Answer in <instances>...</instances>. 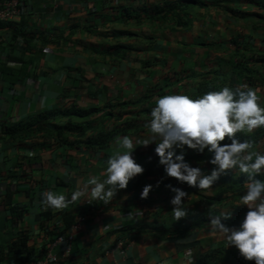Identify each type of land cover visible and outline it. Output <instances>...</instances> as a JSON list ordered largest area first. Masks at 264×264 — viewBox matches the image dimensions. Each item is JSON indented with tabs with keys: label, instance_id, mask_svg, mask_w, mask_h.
<instances>
[{
	"label": "clouds",
	"instance_id": "clouds-1",
	"mask_svg": "<svg viewBox=\"0 0 264 264\" xmlns=\"http://www.w3.org/2000/svg\"><path fill=\"white\" fill-rule=\"evenodd\" d=\"M246 1L249 2L247 8L233 13L239 20L236 27L242 32H248V36L244 38L241 33L232 36L229 43H224L223 50L218 52L214 61L188 68L191 71L189 75L182 77L180 76L182 73H178L179 69L170 66L171 71L165 73V78L160 82L159 87L155 84L146 96L137 100H123L114 105L109 104L110 108L106 111L101 102L93 107H87L81 103V98L84 96H66L67 92L62 89V98L56 108L33 114L27 117L28 119H17L12 124L0 123V137L6 138L15 148V160L11 170L9 169L11 175L0 176V210L8 214L10 205L5 200H8L6 193L10 192L12 201L16 204L14 208L18 210L17 215L21 213L24 216L18 224H12L13 220H11L6 223V227L10 229L16 225L13 228L14 235L26 231L29 236V247L35 248L36 252L41 254L35 262L24 261L20 264H61L68 258L70 260L74 254L75 234L82 229V223L87 219L85 213L87 203L93 206L111 203L120 192L128 190L127 186L133 178L139 181L143 176L146 185L141 192L142 198L149 196L153 185L146 181L154 176L162 181L169 180L173 185L178 179L180 182H187L190 186L205 189L195 192L198 201L207 205L206 214L203 215L205 220L201 221L194 213L191 214L186 201L182 199L189 198V193L175 185H166L174 193L170 200L173 205L172 219H180L175 222L176 225H180L177 228L181 230L176 236H188L206 222L210 224L214 233L227 241L228 246H235L244 259L250 260V264H264V136H258L259 130L264 128V84L250 82V69L258 79L264 77V30L261 31V36L257 33L260 27L264 28V0ZM8 5L13 6V10L4 18L0 17V21L8 22L11 26L7 27L12 28V32L16 35H20L19 32L31 34L29 37L21 38L25 46L19 42L12 44L10 39L5 44V38L0 35V76L2 77L0 82L9 83L5 78L6 74L10 75L9 70L14 69L15 77H18L11 79L9 84L13 89L12 96L18 98L19 91H24L32 81L42 83L39 80L34 81V78L29 76L33 62L28 55L35 51L31 48L30 42L40 45L38 37H53L56 32L54 28H52L54 31L18 30L15 24L20 22L26 13L24 2L0 0V12ZM182 23L183 21H179L177 24ZM252 29L256 32V36L253 35ZM64 34L65 32H60L59 38L61 39ZM27 41L29 44L26 43ZM16 45H20L18 47L20 60H9L6 54ZM210 45L209 53L218 50L217 43ZM228 45L231 48H227ZM41 46L43 48L41 47L39 51L45 55L49 49ZM130 50L132 49L129 47L127 53L131 52ZM148 52L152 53V50ZM150 60L144 62V67L156 66V59ZM4 67L6 74H2ZM21 67L23 70H20ZM203 83L214 84L199 91L198 86ZM191 84H194L193 88L187 90V86ZM78 89L81 91L82 88L78 87ZM156 91L158 93L154 96ZM191 91L192 96H189ZM87 98L98 101V98ZM144 99L146 101L141 106ZM115 106L120 108L118 112L113 110ZM61 108L73 113V122H76V114L83 117L81 113L83 111L93 108H99L101 111L83 117L82 122L79 123L83 127L73 134L75 137L69 141L70 145L57 144L50 139L47 141L40 133L31 136V139L23 136L14 139L17 141L8 139L15 126H19L20 133V128H27V126L23 127L25 126L23 124L33 123V127L45 121L44 116L34 122L31 121L37 115ZM134 112L135 117L127 119ZM113 116H117L118 119L114 118L117 122L111 127L107 124V120ZM50 121L46 120L48 123ZM135 121L140 122L141 127L126 129V124ZM90 122L93 123L91 126L86 124ZM145 127L148 128L146 132L150 135L142 141L128 134L124 135L128 130L139 134L145 130ZM100 131H105L102 139L97 136ZM122 134L123 136L119 137ZM153 142L156 143L154 150L143 151L140 154L133 153L138 146H147ZM49 148H53V151L55 148H63L70 153V159L65 161L68 164L65 180L60 177L54 178V183L60 186L59 190L70 189L65 193L54 191L42 177L45 174L43 158H46ZM199 153L205 155L206 165L215 166L210 173H206L201 167L191 165ZM140 156H145L144 162L138 161ZM78 159L83 161L81 165L78 164L79 170L94 172L99 176L80 180L82 176H79L78 169L72 163ZM1 164L3 166L5 162H0ZM69 167L74 168L77 175H69ZM230 169L239 171L235 173ZM35 171L40 175L38 180L30 175ZM137 174L140 176L137 177ZM86 175L88 174L83 176ZM225 178L228 180L227 185L220 187L219 182ZM159 183L158 181L157 186ZM236 183L237 187L233 186ZM224 188L229 191L223 192ZM32 191L38 194L43 208L41 219L32 217L38 225L39 233L32 231L26 218L28 213L26 201ZM225 204L234 211L233 218L228 222H222L232 215L230 210L222 211V206ZM162 208L164 206L152 210L149 217L154 221L153 223L160 224L158 221H163L167 216V212ZM142 214L139 211L128 213L130 218ZM58 215L61 217L58 225L51 226ZM186 216L190 221H181ZM141 217L146 218L147 214L144 213ZM139 223L140 220H134V226L123 227V234L132 235V229ZM151 228L161 229L158 225ZM42 233L50 236L46 243L32 242L33 239H43ZM188 237L177 241L189 242ZM128 240L118 239V244L123 248ZM58 246L63 250L62 256L56 254L55 250ZM185 259L191 264L195 263L193 250H185ZM0 264L11 263L2 261ZM196 264L201 263L196 262ZM241 264L247 263L243 261Z\"/></svg>",
	"mask_w": 264,
	"mask_h": 264
},
{
	"label": "crops",
	"instance_id": "crops-1",
	"mask_svg": "<svg viewBox=\"0 0 264 264\" xmlns=\"http://www.w3.org/2000/svg\"><path fill=\"white\" fill-rule=\"evenodd\" d=\"M22 1L26 13L15 27L23 31L51 29V31L55 30L56 35L47 38L38 37L40 45L30 43L35 51L30 53L28 58L33 62L34 67L38 66L39 70L34 74L32 67L29 76H32L34 81H41V84L32 81L24 91H19L17 98L12 96L13 89L9 84L11 79H7L9 83L6 84L0 82V123L12 124L17 119H28L27 117L33 114L56 108L62 98V89L67 92L66 96H84L81 98V103L87 107H93L101 102L104 104L103 109L109 110V104L114 105L123 100H137L146 96L155 84L159 87L160 82L165 78V73L171 71V67L179 69L178 73H182L180 75L182 77L189 75L191 71L188 68L214 61L218 52L223 50L224 43H229L232 36L238 33L244 38L248 36V32H242L236 27L239 20L233 13L247 8L249 2L246 0ZM176 21L183 23L177 24ZM143 27H146V34L151 36L157 30L163 31L159 48L152 53L148 52L147 45L143 44L140 30ZM11 31L10 27L0 29V34L6 40L5 44L11 37ZM60 32H65L61 39ZM211 43H217L218 50L209 53L208 47ZM41 45L49 49L45 55L39 51ZM125 46L130 47L131 52L127 53L128 48ZM227 48L231 46L228 45ZM150 59H156V66L144 67V62ZM49 63H53V66ZM154 73L155 77H153ZM46 87L48 89L45 91ZM78 87L82 88L81 91ZM67 90L73 92L69 93ZM157 93L158 91L153 95ZM87 97L98 98V101ZM113 110L118 112L120 108L115 106ZM130 116L127 119L134 118L135 112ZM115 117L117 118L113 116L107 120L109 126L112 127L114 122H117L118 118L114 119ZM139 125L140 122L135 121L126 124L125 127L135 129ZM146 131H148L147 127L139 134L128 130L124 135L128 134L142 141L150 135ZM121 136L123 134L119 137ZM154 145L155 142L147 146L140 145L133 153L140 154L143 151L154 150ZM24 151L26 152L25 149ZM47 151L46 158H43L45 174L42 177L54 191L65 193L70 189L59 190L60 186L54 183V178L60 177L65 180L68 167L65 161L70 159V153L63 148H55L54 151L53 148H49ZM14 153V146L6 138H0V162H5V165H0V176L11 175L9 169L11 170L15 160ZM144 159L145 156H140L138 161L144 162ZM195 159L191 165L201 167L206 173H210L215 167L213 164H205L204 154L199 153ZM142 165L144 167V164ZM230 170L235 173L239 171ZM90 173L86 172L85 174L88 175L82 176L80 180L99 176L97 173ZM164 174L166 175L165 172ZM30 175L35 180L40 177L37 171L31 172ZM136 176L139 177L140 174ZM143 177L139 181L133 178L127 186L128 190L120 192L111 203L96 206L87 203L85 209L87 219L82 223V229L75 234L73 257L61 264H191L185 259L186 249L193 250L194 264L196 262L241 264L243 261L250 264V260L244 259L235 246H228L227 241L214 233L210 224L206 222L192 231L189 237L176 236L181 230L177 228L180 225H176L175 222L180 219L175 220L171 216L173 205L170 200L174 193L166 187L171 182L162 181L157 176L149 177L146 182L151 183L153 187L149 196L142 198L141 192L146 185ZM158 181L160 183L157 186ZM174 185L189 193V198L182 199L186 201L191 214L194 213L201 221L205 220L203 215L206 214L207 205L198 201V196L195 194L205 189L190 186L187 182H180L178 179L174 181ZM26 205L30 218L41 219L43 208L37 193L34 191L30 193ZM160 206H164L162 209L167 212V216L163 221H158L160 224H156L149 216L153 209ZM31 208L36 209L34 216L31 214ZM224 210H230L232 213L230 218L222 220L228 222L233 218L234 211L226 204L222 206V211ZM130 211L146 213L147 217L142 218V214L130 218L128 215ZM60 220L61 217L56 216L51 226L58 225ZM134 220H140V223L132 229V235L123 234L122 228L134 226ZM181 221L190 220L186 216ZM29 225L33 232H40L37 223H29ZM156 225L161 229L151 228ZM164 228L168 230L163 231ZM9 236H11L10 232L0 234V244L5 245L10 239ZM42 236L43 239H33L32 242L46 243L50 238L45 233H42ZM187 237L190 239L189 242L177 241ZM118 239L129 240L122 248L118 244ZM55 251L58 256L63 255L60 246L56 247Z\"/></svg>",
	"mask_w": 264,
	"mask_h": 264
},
{
	"label": "trees",
	"instance_id": "trees-1",
	"mask_svg": "<svg viewBox=\"0 0 264 264\" xmlns=\"http://www.w3.org/2000/svg\"><path fill=\"white\" fill-rule=\"evenodd\" d=\"M175 19L177 20L178 18H175ZM176 22L179 23V21H176ZM7 26H11V25L8 22L0 21V29H3L4 27H7ZM19 34L20 35H16L11 31V37H10L9 41L12 44L19 42L25 46V42L21 38L29 37L31 34H22L21 32H19ZM26 43L29 44V41H27ZM19 46L20 45H16L15 48H13V50H11V52L10 51L7 52L6 57L9 60H12V61L20 60V58L18 56V53H19L18 47ZM20 70H23V67H21ZM38 70H39L38 66L37 67L33 66L34 74L38 73ZM3 73H5V74L7 73L5 67L2 69V74ZM9 73H10V75L6 74V77H5L6 79L15 78L14 77V74H15L14 69H13V71H12V69H10ZM0 78H2V77L0 76ZM250 82L251 83L261 82L264 84V77L258 79L254 75V71H252L250 69ZM213 84L214 83H208L206 85L203 83L202 85L198 86V90L202 91L207 86H210ZM193 86H194V84L187 86V90H191V88H193ZM195 87L197 89V86H195ZM189 96H192V91L189 93ZM195 97H197V96H195ZM100 111L101 110L99 108H93V109L83 111L81 113H82L83 117H86L88 115H92V114L94 115L96 113H99ZM43 116H44L45 121L39 122L33 127H32L33 123L23 124V125H25L23 127L27 126V128H20V133L18 130L19 126H15L13 128L12 132L9 134L10 136L8 135V139L13 141L14 139H19L21 136H23V138L31 139V136H34V135L40 133L41 137L47 141H49V139H50L57 144H68V145H70L69 141H71L72 137H75V135H73V134L76 132V130L81 129L83 127L82 124L73 122V113L70 110H64L62 108L59 110H54V111H46L45 113L37 115L31 121L34 122L38 118H42ZM48 119L51 120L50 123L46 122V120H48ZM86 124L91 126L93 123L90 122V123H86ZM139 126L141 127V125H139ZM56 130H58V132H55ZM259 131L260 132L258 133V136H260V137L264 136V128H261ZM97 136L100 139H102L105 136V131H100L97 134ZM250 136H252L251 132H250ZM14 141H17V140H14ZM97 143L98 142L96 141L95 144L97 145ZM72 163L78 169L77 171H78L79 176L85 175L86 172L79 170L80 166L78 165L79 163L77 161H73ZM77 171L74 168H71L69 171V175H71V176L77 175ZM6 195H7L8 200L6 199L5 202L9 203L10 209L8 210V214L5 215L4 218L7 220V223L9 221L13 220L12 224H18V221L22 219L24 214L22 215L20 213V215H17L18 210H17V208H14V205H16V204H14V201H12L11 193L7 192ZM2 214L3 213L0 212V215H2ZM15 226L10 227L11 230L6 226L4 229H0V234H3V232H10V234H11V236H9L10 239L7 240V242H6V245L0 246V262L9 261L11 264H20L21 262H24V261L35 262L36 260H38L40 258L41 254L37 253L35 248L29 247V244H28L29 236H28L26 231H21L20 233H17V235H14L15 231L13 230V228Z\"/></svg>",
	"mask_w": 264,
	"mask_h": 264
},
{
	"label": "rangeland",
	"instance_id": "rangeland-1",
	"mask_svg": "<svg viewBox=\"0 0 264 264\" xmlns=\"http://www.w3.org/2000/svg\"><path fill=\"white\" fill-rule=\"evenodd\" d=\"M259 22L260 20L258 21L257 23V26H259ZM145 28L146 27H143V28H140V30L142 31V35H141V38L142 40L144 41L143 44H146L147 45V51L148 50H156L159 48V45H160V41L163 39L162 36H163V31L162 30H157L153 36H147L146 35V31H145ZM264 30V28H259V31L257 32L259 36H261V31ZM252 33L254 36H256V32L253 31L252 29ZM68 62V61H67ZM67 62L65 63V65L67 64ZM50 66H53V63H49ZM60 71V70H59ZM153 77H155V73L153 74ZM48 89V87L45 88V91ZM182 90V89H181ZM146 101V99L143 100V103L141 106H143L144 102ZM144 116V112L142 113V117ZM75 120L76 122L78 123H81L82 120H83V117H81L80 115L76 114L75 115ZM85 123V122H84ZM77 162L81 165L83 163V161L81 159H78ZM229 175V174H228ZM227 178L223 179L221 182H219L218 185H220V187H223V186H226L227 184ZM237 183L236 184H233V186L237 187ZM224 191L223 192H228L229 190L227 188H224L223 189ZM3 214L0 215V229H4L5 226H6V223H7V220L4 218L5 215H7L6 211H3V210H0ZM31 214L32 216H34L36 214V209L35 208H31ZM26 218L28 219V223L30 224H34V219L30 220V215L27 214ZM222 252H224V250H222Z\"/></svg>",
	"mask_w": 264,
	"mask_h": 264
},
{
	"label": "built area",
	"instance_id": "built-area-1",
	"mask_svg": "<svg viewBox=\"0 0 264 264\" xmlns=\"http://www.w3.org/2000/svg\"><path fill=\"white\" fill-rule=\"evenodd\" d=\"M13 6L11 7L10 5L7 6V8L3 11L0 12V17L4 18L6 15L9 14L10 11H12Z\"/></svg>",
	"mask_w": 264,
	"mask_h": 264
}]
</instances>
